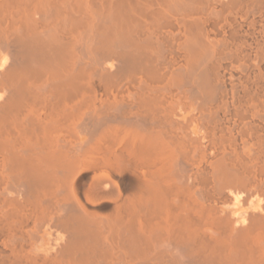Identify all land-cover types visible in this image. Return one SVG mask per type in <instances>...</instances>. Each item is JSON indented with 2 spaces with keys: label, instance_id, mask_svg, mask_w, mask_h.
Here are the masks:
<instances>
[{
  "label": "bare ground",
  "instance_id": "6f19581e",
  "mask_svg": "<svg viewBox=\"0 0 264 264\" xmlns=\"http://www.w3.org/2000/svg\"><path fill=\"white\" fill-rule=\"evenodd\" d=\"M0 264H264V0H0Z\"/></svg>",
  "mask_w": 264,
  "mask_h": 264
}]
</instances>
